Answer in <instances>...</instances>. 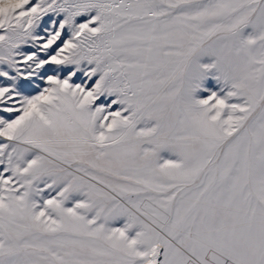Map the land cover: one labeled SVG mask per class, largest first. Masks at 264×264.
Masks as SVG:
<instances>
[{
  "label": "snow or ice",
  "instance_id": "snow-or-ice-1",
  "mask_svg": "<svg viewBox=\"0 0 264 264\" xmlns=\"http://www.w3.org/2000/svg\"><path fill=\"white\" fill-rule=\"evenodd\" d=\"M0 264H264V0H0Z\"/></svg>",
  "mask_w": 264,
  "mask_h": 264
}]
</instances>
